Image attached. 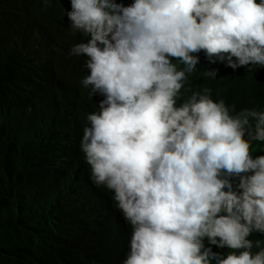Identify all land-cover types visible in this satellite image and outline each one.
<instances>
[{"label":"clouds","instance_id":"9594fccd","mask_svg":"<svg viewBox=\"0 0 264 264\" xmlns=\"http://www.w3.org/2000/svg\"><path fill=\"white\" fill-rule=\"evenodd\" d=\"M67 16L90 36L69 53L88 58L81 83L105 97L80 148L92 182L114 192L132 226L123 264H264V249L251 251L264 243V155L250 152L264 142V112L232 116L210 89L177 107L199 62L191 53L234 71L264 66V0H71ZM205 237L233 251L224 258Z\"/></svg>","mask_w":264,"mask_h":264},{"label":"trees","instance_id":"16d2710c","mask_svg":"<svg viewBox=\"0 0 264 264\" xmlns=\"http://www.w3.org/2000/svg\"><path fill=\"white\" fill-rule=\"evenodd\" d=\"M70 11L71 0H0V264H123L129 250L132 226L116 209L114 192L92 182L80 148L96 97H105L81 83L90 74L88 58L69 54L90 39L71 26ZM191 55L199 62L186 73L177 107L210 89L232 116L264 112V66L234 71L210 63L204 51ZM212 69L216 78L205 75ZM250 127L254 132L255 120ZM250 152L264 155V142L253 141ZM203 243L224 258L233 251L207 237ZM256 245L253 254L264 249Z\"/></svg>","mask_w":264,"mask_h":264},{"label":"rangeland","instance_id":"374dc122","mask_svg":"<svg viewBox=\"0 0 264 264\" xmlns=\"http://www.w3.org/2000/svg\"><path fill=\"white\" fill-rule=\"evenodd\" d=\"M256 2H257V3H259V2H260V0H256Z\"/></svg>","mask_w":264,"mask_h":264},{"label":"bare ground","instance_id":"6f19581e","mask_svg":"<svg viewBox=\"0 0 264 264\" xmlns=\"http://www.w3.org/2000/svg\"><path fill=\"white\" fill-rule=\"evenodd\" d=\"M15 113V112H14ZM17 114V113H16Z\"/></svg>","mask_w":264,"mask_h":264}]
</instances>
